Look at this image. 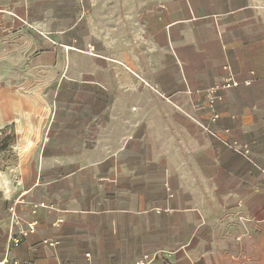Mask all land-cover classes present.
Here are the masks:
<instances>
[{
  "label": "crops",
  "instance_id": "crops-1",
  "mask_svg": "<svg viewBox=\"0 0 264 264\" xmlns=\"http://www.w3.org/2000/svg\"><path fill=\"white\" fill-rule=\"evenodd\" d=\"M263 66L264 0H0V258L264 264Z\"/></svg>",
  "mask_w": 264,
  "mask_h": 264
},
{
  "label": "built area",
  "instance_id": "built-area-1",
  "mask_svg": "<svg viewBox=\"0 0 264 264\" xmlns=\"http://www.w3.org/2000/svg\"><path fill=\"white\" fill-rule=\"evenodd\" d=\"M263 72H264V66H263ZM253 76L256 74L255 72L251 73ZM241 84L240 81H238L232 74H229L226 76L221 84L219 85H213L208 87L204 90V92L199 94V97L197 98V105L199 108L205 109V108H212L213 114L211 116V121L216 122L219 118V115L215 112L214 106L217 102L222 100V91L228 90L232 88L239 87ZM227 132H229L227 130ZM6 136H8L7 131L4 129L0 130V141H2ZM235 143L234 145H236ZM247 152V150H246ZM26 193L23 192L19 196H16L15 198L10 199L11 205L9 206V212L12 217V224L16 225L18 224V217H17V207L20 203L26 202L25 195ZM42 207V205L39 202H33L31 204V210H30V217L31 219L26 222V224L23 227H19V229H13L10 232V241H9V247L10 248H16L19 246L22 242L25 241L28 237L34 235V233L37 231V228L40 224V221L37 217L39 209ZM43 243L49 246H55L59 243L58 240H43ZM0 264H22V261L19 259H13L10 258L8 255L4 256L3 258H0ZM137 264H146L145 261L141 260Z\"/></svg>",
  "mask_w": 264,
  "mask_h": 264
},
{
  "label": "trees",
  "instance_id": "trees-1",
  "mask_svg": "<svg viewBox=\"0 0 264 264\" xmlns=\"http://www.w3.org/2000/svg\"><path fill=\"white\" fill-rule=\"evenodd\" d=\"M10 140H11V136L8 135L1 141L2 143H4V145H3L4 149H6V147L8 146V143L10 142Z\"/></svg>",
  "mask_w": 264,
  "mask_h": 264
},
{
  "label": "rangeland",
  "instance_id": "rangeland-1",
  "mask_svg": "<svg viewBox=\"0 0 264 264\" xmlns=\"http://www.w3.org/2000/svg\"><path fill=\"white\" fill-rule=\"evenodd\" d=\"M8 144H10V142H9ZM3 145H4V143H2V142L0 141V151L5 150V149L3 148Z\"/></svg>",
  "mask_w": 264,
  "mask_h": 264
}]
</instances>
